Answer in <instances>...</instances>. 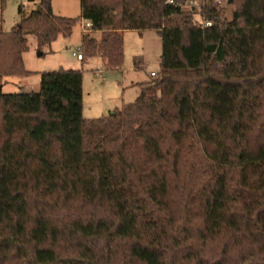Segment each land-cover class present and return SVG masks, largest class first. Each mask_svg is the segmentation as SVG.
Wrapping results in <instances>:
<instances>
[{
    "label": "trees",
    "instance_id": "1",
    "mask_svg": "<svg viewBox=\"0 0 264 264\" xmlns=\"http://www.w3.org/2000/svg\"><path fill=\"white\" fill-rule=\"evenodd\" d=\"M169 1L81 0L80 50L110 67L125 30L162 39L136 99L92 119L77 69L3 91L31 74L29 35L51 45L77 18L40 0L0 23V264H264V0L229 21L207 6L210 26Z\"/></svg>",
    "mask_w": 264,
    "mask_h": 264
},
{
    "label": "rangeland",
    "instance_id": "2",
    "mask_svg": "<svg viewBox=\"0 0 264 264\" xmlns=\"http://www.w3.org/2000/svg\"><path fill=\"white\" fill-rule=\"evenodd\" d=\"M242 0H181L182 9L193 15L197 24L204 25L207 6L217 8L219 16L231 20ZM40 0H0V23L5 31H12ZM53 13L77 18L69 37L59 36L51 45H38L34 35L28 36V50L24 54L25 68L29 75L9 76L3 79V91L30 92L40 89L41 73L48 70L77 69L83 73V116L87 119L101 117L108 112L133 102L139 94L138 84L150 80L151 72L161 68L162 39L158 31L125 30L124 57L119 68L110 67L99 54L89 55L80 50L88 23L80 19L81 0H52ZM100 39V32H93ZM83 52L79 60L73 52Z\"/></svg>",
    "mask_w": 264,
    "mask_h": 264
},
{
    "label": "built area",
    "instance_id": "3",
    "mask_svg": "<svg viewBox=\"0 0 264 264\" xmlns=\"http://www.w3.org/2000/svg\"><path fill=\"white\" fill-rule=\"evenodd\" d=\"M169 2L172 3L173 1L170 0ZM210 25H211V22H210V21H207V22H205V24H204V26H210ZM88 26H90V23H88ZM73 55H76L77 58H78L79 60H81V59L83 58L82 52H75V51H74V52H73ZM154 73H155V72H151L152 75H154Z\"/></svg>",
    "mask_w": 264,
    "mask_h": 264
},
{
    "label": "water",
    "instance_id": "4",
    "mask_svg": "<svg viewBox=\"0 0 264 264\" xmlns=\"http://www.w3.org/2000/svg\"><path fill=\"white\" fill-rule=\"evenodd\" d=\"M229 2H232L233 0H228Z\"/></svg>",
    "mask_w": 264,
    "mask_h": 264
},
{
    "label": "crops",
    "instance_id": "5",
    "mask_svg": "<svg viewBox=\"0 0 264 264\" xmlns=\"http://www.w3.org/2000/svg\"><path fill=\"white\" fill-rule=\"evenodd\" d=\"M97 33V32H96ZM101 34V33H100Z\"/></svg>",
    "mask_w": 264,
    "mask_h": 264
}]
</instances>
